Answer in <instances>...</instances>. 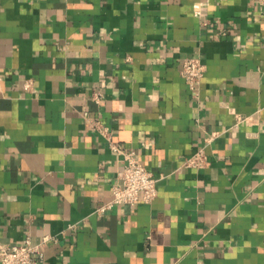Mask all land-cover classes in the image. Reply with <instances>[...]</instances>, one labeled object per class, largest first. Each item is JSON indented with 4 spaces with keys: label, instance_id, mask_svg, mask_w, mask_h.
<instances>
[{
    "label": "crops",
    "instance_id": "obj_1",
    "mask_svg": "<svg viewBox=\"0 0 264 264\" xmlns=\"http://www.w3.org/2000/svg\"><path fill=\"white\" fill-rule=\"evenodd\" d=\"M96 123L154 174L151 204L106 208L122 158ZM26 237L42 264H264V7L0 0V245Z\"/></svg>",
    "mask_w": 264,
    "mask_h": 264
},
{
    "label": "built area",
    "instance_id": "obj_2",
    "mask_svg": "<svg viewBox=\"0 0 264 264\" xmlns=\"http://www.w3.org/2000/svg\"><path fill=\"white\" fill-rule=\"evenodd\" d=\"M257 2L264 7V0H257ZM205 69L204 63L198 57H190L184 61L181 74L191 91L196 90L204 77ZM26 87L30 88V83H27ZM100 98L98 94L93 97L96 102H99ZM95 129L109 141L112 151L122 158V171L118 182L112 188V201L106 208L114 205L151 204L158 194V180L154 174L139 162L134 151H128L122 145L114 144L108 129L102 128L99 123H96ZM217 135L218 133H212L211 140ZM207 164L208 157L202 149L187 158L184 166L188 169L201 170ZM46 243L47 239H44L42 243L34 245L31 238L26 237L20 244H2L0 245V264H42L43 247Z\"/></svg>",
    "mask_w": 264,
    "mask_h": 264
}]
</instances>
